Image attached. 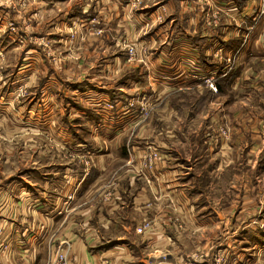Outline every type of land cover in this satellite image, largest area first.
<instances>
[{
    "label": "crops",
    "instance_id": "obj_1",
    "mask_svg": "<svg viewBox=\"0 0 264 264\" xmlns=\"http://www.w3.org/2000/svg\"><path fill=\"white\" fill-rule=\"evenodd\" d=\"M13 1L0 0V45L11 52L20 47L15 42L20 37L9 29L11 12L15 19L19 18L26 25L27 22L32 24L31 16L42 20L46 10L41 7L31 10L32 0ZM133 1L103 0L106 4L98 7L102 12L98 15L94 11L95 1L87 0L82 4L78 2L80 5L76 7L75 4L72 7L75 12L68 15L73 19L70 23L75 26L79 25V21L81 26L86 22L91 23L99 16L98 23L86 27L87 38L106 39L109 35L105 30L113 20L116 32L123 30L126 34L125 38L120 35L115 39H139V46L148 48L143 55L146 67L128 63L132 61L130 54L123 51L104 59L100 72L94 70L91 73L93 82L71 81L66 89L58 81L61 76L59 72L44 61V75L39 76L35 93L43 97L46 113L44 116L24 117L20 122L23 127L47 134L54 155L62 159L51 163L50 171H46L48 179L42 176L41 170L27 168L33 170L32 174L24 178L15 177L6 185H0V195L3 197H0V264H48L60 249H65L67 254L64 264H179L188 257V252L181 246L182 239L201 234L217 236L220 251L226 245H236L235 252L238 254L234 259H237L236 262L242 261V264H255L254 252H264V239L257 237L264 235V229L251 222L246 227H236L242 214L239 212L235 215L236 199L222 191L231 188L232 192L239 187L240 165L236 164L235 158L239 159L245 154L249 166L250 157L257 153V146H264L263 141H257L255 133L245 131L238 134L233 130L229 139L219 134L220 140L215 134L204 133L205 142H215L211 150L218 156L211 174L232 171L237 183L225 187V179L221 177L219 187L216 186L221 189L219 195L211 200L207 186L202 185L206 176L202 171H192L197 164H189L186 157L176 153V132L167 131V137H164L168 139L166 141L157 136L160 130L155 127L151 132L155 137L150 144L149 139L144 138L149 129H145V124L140 126L144 121L142 117H128L118 111L126 97L122 93L123 83L95 82L102 78L101 75L110 77L123 74V78L134 72L131 76L135 84L132 85L140 88L142 93L146 90L142 87L145 84L148 86V82L153 90L149 92L158 96L160 91L175 93L196 90L198 87L209 90L206 77H213L219 91L224 85L232 88L238 86L247 61L250 57L259 56L263 63L256 65L263 67L252 69L254 78L248 85L264 92V14L259 13L262 3L259 0H207V3L202 0H140L133 7ZM147 1H151V4L144 5ZM2 12L6 13L4 17H1ZM69 12L67 10L63 14ZM68 23L67 19H63L61 28ZM24 25L19 24L26 29ZM97 25L103 28H95ZM23 35L27 37L26 32ZM116 44L120 48L121 44ZM20 50L18 58L25 59L33 49L28 45ZM8 75L6 69L0 75V93H7V89L11 88L5 87L8 79H11ZM49 81L52 83L48 84ZM67 91L75 101L67 97ZM33 92L30 89L22 101L33 97ZM13 94L10 89L9 102ZM169 101H164L163 106L169 107ZM103 102L106 105L111 103L112 107L102 106ZM215 107L218 110L223 108ZM65 109H72L86 118L84 120L89 124L87 134L78 132L76 124L73 127L64 118L67 127L62 124L55 111L63 113ZM173 111L172 108L170 112ZM5 116L0 114V127L7 124L14 127V118ZM239 116L240 112L235 114V120L246 123L247 120ZM161 118L157 117L155 125L160 124ZM167 119L176 121L172 116ZM185 119L193 120L188 116ZM213 119L220 117L216 114ZM132 126H135L133 131L137 134L135 138L128 133ZM2 128L0 153L10 161L16 154L14 143H8L5 147L2 143L15 140L10 138L9 133L10 137L2 136ZM106 139L109 143L112 139L117 140V145L114 148L106 147V144L102 147L100 141L107 142ZM69 144L76 146H70L71 149L68 148ZM151 151L160 155L153 168L147 167L143 160L144 155ZM206 151L198 152L199 164L202 156L210 153ZM79 156L83 158L76 161ZM69 194H72V199L68 203L72 206L64 210V201ZM248 214L247 209L242 218ZM177 217L179 220H175ZM146 221H150V225L139 233L137 227ZM105 235L110 238L103 239ZM236 235L243 238L250 235L253 239L251 247L254 251L251 256L247 254L246 258L240 253V257L241 248L238 247L237 238H234ZM257 240L263 244L257 245ZM209 242H204L203 246ZM204 253L207 254L206 251ZM163 254H167L165 259Z\"/></svg>",
    "mask_w": 264,
    "mask_h": 264
},
{
    "label": "rangeland",
    "instance_id": "obj_2",
    "mask_svg": "<svg viewBox=\"0 0 264 264\" xmlns=\"http://www.w3.org/2000/svg\"><path fill=\"white\" fill-rule=\"evenodd\" d=\"M94 1L95 4L98 5H95L94 11L98 15H101L102 12L98 10V7H101L102 4H106V2L104 3L103 0ZM202 1H205L206 3L208 2L207 0ZM12 2L14 3L13 0ZM78 2L82 4L86 3L87 0H32L30 6L31 10L35 7L46 9L42 20H37L32 16L29 17L32 24L27 22L26 25H24V23L17 18L21 21V23H19L18 20L13 17V12H11V15L9 16L8 22H11L9 29L13 33L15 32L14 35L20 37V39L17 38V41H15L20 47L14 49V52H11L7 51L8 48H3L0 45V75H3L5 69L6 71H9L7 77L11 79L7 78L8 83L5 87L7 89L8 86H11L10 89L14 92L13 97H11V102L8 100V92H10V89H7V93H0V114L13 117L15 126L12 127L7 124L6 127L0 128L3 129L2 136L5 135V137H8L10 135L11 137H9L15 140L9 142L4 141L2 144L5 147L8 143L12 145L14 143L16 154L14 158H11L10 161H8V157L3 156V154L0 153V185H6L8 181L15 177L24 178L27 174H32L31 172L33 170H28L27 168L35 169V171L38 169L41 170L43 173L42 176H45L48 179L49 174L46 173V171H50L51 163H54L56 160L59 162L62 159L60 156L56 157L57 155H54V150L51 148L52 144L50 143L47 134L30 129L28 126L23 127L24 125L20 122L24 117L44 116L46 113L47 106L44 105V101L42 100L43 97L38 96L37 93H35V87L38 84L39 76L44 75L42 73L44 61L48 62L49 66L51 65V68H53L54 71L57 73L59 72L61 76L58 81L62 84V88L64 87L66 89L69 87L71 81L93 82L91 73L94 70L100 72L104 59L106 57H113L115 54H122L123 51H126L127 55L130 54L129 59L132 61L128 63L133 65L142 64L145 67L147 66L143 55L148 52V48L142 45L139 46V39H115L120 35H123L125 38L126 34L123 30L118 31V33L116 32V23L113 20L111 26H109V28L107 26L105 30H108L106 33L109 35L106 36V39H96L93 38V36L87 38L86 36V32H88L86 27L88 26L90 28L92 27V23H98L99 16L95 17L91 23L86 22L83 26L79 23L80 21L78 22V26L70 23L73 19H70L72 17H69L68 14L75 12V8L72 7L75 4V7L80 5ZM259 2L260 4L262 3L259 13L264 14V0H259ZM22 3H24V1H22ZM129 3L131 2L129 1ZM145 4H151V1H147L144 5ZM135 6L137 5L133 4V7ZM67 10L70 12L64 15L63 13ZM5 14V12H2L1 17H4ZM62 14L64 16H61ZM63 19H67L69 23L65 25L64 28H61L60 22ZM123 23L125 24L126 21H123ZM208 23L210 24L211 21ZM19 24L27 26V28L22 29ZM97 27L103 28L102 26H95V28ZM24 32H26L27 37L23 35ZM42 36H44V39ZM116 42L121 44L120 48ZM4 43L5 42H3V44ZM28 45L33 49L32 52L28 53L25 59H19L18 57L20 54L18 53L21 51L20 49L25 46L28 47ZM10 46V49H12L11 44ZM132 47L135 48L134 53H131ZM257 57H253V59L250 57V60L247 61L248 66L245 65L243 68V75H241L238 86L235 85V87L232 88L230 85H224V88L219 91L216 90L217 87L215 88L208 85L210 87L209 90L203 87H198L196 90H182L175 93L160 91L158 96H154L155 94L149 92V90H153L151 89V84L148 82V86H146L145 83L142 84H145V87L143 86L142 88L146 89L142 93L140 92V88L133 86L135 83H133L134 79L131 75H133L134 72H130V75L123 78L121 76L123 74H115L110 77L101 75L102 78L95 82L100 84H105L107 82L123 83L121 84L123 87L122 93L125 94L126 97L124 98V104L118 111H120L122 115L128 117H142L144 121H141L140 126L145 124V129H149V133L144 138L149 139L148 142H150V144L155 137L151 134L155 127L160 130V134L157 133V136L160 139L163 137L162 139H165L166 141H168V139L164 137H167V131L176 132V153L182 157H186L189 164H197V167L193 168L192 171H202V174L206 176L203 180L205 182L202 183V185L207 186L206 191H208L209 197L212 200L215 197L217 198L221 190L216 187H219L218 183L221 182V177H224L223 179H225V187L226 185L232 187L233 184L236 185L237 183L235 180V173L232 171L220 172L219 175H216V172L211 174L210 171L215 167L218 156H215L217 154L215 151L211 150V146H213L215 142L212 144L209 141L205 142L206 136L204 133L215 134V137H218L219 140V134L221 137L228 138L229 135L228 137L223 136L221 131V127H226L229 129V134H233V130L238 134L244 131L246 133H255L257 141H263L264 143V92L262 89L248 85L249 81L254 78V75L251 74L252 69L255 70L256 68L263 67L262 65H256L263 63V59L259 56ZM246 73L249 74V76H247ZM137 74L140 73L138 72ZM262 77L263 76L260 78ZM141 78L144 80L143 77ZM262 80H264V77ZM51 83V81L48 82V84ZM125 83H127V85ZM30 89L34 91L31 94L33 97H28L25 102L24 100L22 101V99H25L28 96ZM96 89L99 90V87L97 86ZM67 93L69 94L67 97L70 99L72 96H70L68 91ZM91 95L92 94H90V96ZM71 99L75 101L73 97ZM19 101L22 102L18 103ZM164 101H169L170 106L168 105L169 107H164ZM104 105L106 104L103 102L102 106ZM106 106L109 108L112 107L109 105ZM215 106H221L223 108H219L218 110L216 109L218 107ZM171 107L174 109L173 112H170L172 110ZM239 112V117L246 119V123L241 122V120H235L234 115L239 114ZM55 114L59 115L60 120L65 127H67V123H64V120L68 121L70 123H68L69 125L73 124V127L75 126L74 124H76L75 129L78 132H85V134L88 133L87 129L89 128V124L84 120L86 118L79 116L74 110L65 109L63 113L55 111ZM216 114L220 119H213ZM168 116L175 117L176 121L167 119ZM185 116L193 118V120H186L187 118L185 119ZM157 117L162 118L159 119L160 124L155 125ZM180 117H182L183 120H177ZM231 117H233L234 120L230 119ZM228 119H230V121H228ZM195 120H197V122H195ZM134 127L135 126H132L131 130L128 132L132 138H135L137 135L136 131H133ZM106 133L109 134L108 131ZM106 141L107 142L100 141L102 147H105V144L106 147L108 145V147L112 148L117 145V140L112 139L111 143H109L107 139ZM70 146L75 147L76 145L69 144L68 148H71ZM257 149L258 151L255 156L250 157V171H248L249 166L245 154H242L239 159L235 158L236 164L240 165V172L238 173L239 187L234 188V191L232 192L231 188H224L222 190L225 195L230 196V198L233 196L234 199H236L234 200L237 203V206L234 209L235 215L239 214V212L243 215L248 209L249 214L244 218H242L241 215L238 224H235L236 227H246L247 223L251 222L264 229V146L261 144L260 146H257ZM203 150H208L210 153L202 156L203 159L199 164V162H197L199 161L198 152ZM82 156L76 157V161H78L79 158L82 159L85 157ZM143 160L149 162V154H145ZM12 161H14V165L12 164ZM25 169L27 170L26 172ZM3 186H1V191L3 190ZM211 186L215 188H211ZM227 190L229 192L226 193ZM69 195L70 196L67 197L66 201H64V210L69 209L72 206L68 203L69 200L72 199V194ZM0 197L3 198L2 195H0ZM218 205L223 206L222 203H218ZM137 231L142 233L143 230L140 231L139 227H137ZM108 237L110 238V236L105 235V237L102 238L104 239ZM191 237H185L182 239L181 246L184 251L188 252L186 253V256L188 257L182 259L179 264H230L231 261H233L232 264H242V261L238 260V262H236L237 259H234L238 254L235 252V250H237L236 245H226L225 248L220 251L218 246L220 241L216 242V239L218 238L217 236H205L201 234V236L197 235ZM257 237L264 239L263 234H259ZM234 238H237L239 243L238 247L241 248L239 254L241 253L242 256H246V258L247 254H250V256L253 254L254 250L253 247H251L253 239L250 235H246L245 238L236 235ZM204 242H209V244L206 245L207 248H205L206 246H203ZM256 244L262 245L263 242L257 240ZM204 251H206L207 254H205ZM254 254L255 264H264V252L262 251L261 253H258V251H256ZM166 257L167 254H163V258L165 259ZM244 261L245 260H243V263Z\"/></svg>",
    "mask_w": 264,
    "mask_h": 264
},
{
    "label": "built area",
    "instance_id": "obj_3",
    "mask_svg": "<svg viewBox=\"0 0 264 264\" xmlns=\"http://www.w3.org/2000/svg\"><path fill=\"white\" fill-rule=\"evenodd\" d=\"M140 0H134L133 1V4H137V2H139ZM135 51V48H131V53H134ZM206 81L209 83V85L211 87H215V84H214V79L213 77H206ZM107 105L111 106L112 104L111 103H107ZM221 131H222V135L223 136H227L229 135V129L226 128V127H221ZM160 158V155L156 152V151H151V153L149 154V162H145V165L149 168H153V166L155 164H157L158 160ZM175 220H179L178 217L175 218ZM150 225V221H146V223L139 227V230L142 231L144 228L148 227ZM0 232H1V227H0ZM66 252H65V249H60L58 251H56L55 253V256L49 261L48 264H64L65 263V260H66Z\"/></svg>",
    "mask_w": 264,
    "mask_h": 264
}]
</instances>
